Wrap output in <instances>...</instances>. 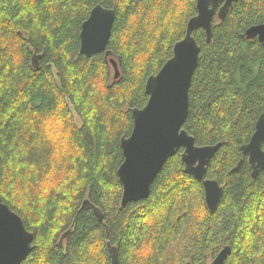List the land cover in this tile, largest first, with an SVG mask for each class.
Returning a JSON list of instances; mask_svg holds the SVG:
<instances>
[{"label":"trees","instance_id":"16d2710c","mask_svg":"<svg viewBox=\"0 0 264 264\" xmlns=\"http://www.w3.org/2000/svg\"><path fill=\"white\" fill-rule=\"evenodd\" d=\"M97 4L116 10L105 53H81ZM197 0H0V199L35 234L23 264H264V169L243 154L264 112V46L246 30L264 23V0H237L201 45L184 128L197 145L222 142L202 181L169 157L149 197L121 205V139L148 102L147 79L173 55ZM50 130V131H48ZM264 149V143H263ZM241 161L239 168L237 165Z\"/></svg>","mask_w":264,"mask_h":264},{"label":"water","instance_id":"95a60500","mask_svg":"<svg viewBox=\"0 0 264 264\" xmlns=\"http://www.w3.org/2000/svg\"><path fill=\"white\" fill-rule=\"evenodd\" d=\"M237 0H197V14L188 22L186 35L175 43L173 55L161 69L146 82L148 102L131 111L134 126L128 136L121 139L124 160L118 169L123 185L121 205L149 197L151 183L169 157L181 151L185 171L202 181L208 209L215 212L221 201L223 187L215 178L206 176L207 168L222 142L197 145L195 138L184 128L190 108V88L199 64L201 45L193 32L203 28L207 42L213 40L214 18L225 19ZM116 19V10L97 4L81 29V53L90 57L105 53L115 70V79L121 75L120 57L108 49ZM257 38L264 46V23L249 27L244 35ZM185 56L176 60L177 51ZM264 112L259 116L250 141L242 146L244 155L252 165V176L264 169ZM177 145H179L177 147ZM241 161L237 165L239 168ZM34 234L26 228L22 217L0 199V264H23L32 251ZM113 263L118 264V252L110 249ZM232 248L225 245L211 264H225ZM186 264H193L188 261Z\"/></svg>","mask_w":264,"mask_h":264},{"label":"snow or ice","instance_id":"6c2138e0","mask_svg":"<svg viewBox=\"0 0 264 264\" xmlns=\"http://www.w3.org/2000/svg\"><path fill=\"white\" fill-rule=\"evenodd\" d=\"M184 56H185V52H183L182 50H179V51H177V54H176V60L180 61L181 59H183ZM178 146L179 145H177V147Z\"/></svg>","mask_w":264,"mask_h":264},{"label":"rangeland","instance_id":"374dc122","mask_svg":"<svg viewBox=\"0 0 264 264\" xmlns=\"http://www.w3.org/2000/svg\"><path fill=\"white\" fill-rule=\"evenodd\" d=\"M48 131H50V130H48ZM123 196V195H122ZM121 201H122V199H121ZM16 212V211H15ZM17 213V212H16ZM21 216V215H20ZM23 219V218H22ZM24 221V220H23ZM25 224V223H24ZM26 226V225H25ZM27 228V227H26ZM28 229V228H27ZM28 231H30V232H32L33 234H34V232L32 231V230H30V229H28ZM34 237H35V234H34ZM33 242H34V238H33V241H32V247H33ZM215 258V257H214ZM213 258V259H214ZM212 259V260H213ZM211 264V263H210Z\"/></svg>","mask_w":264,"mask_h":264},{"label":"bare ground","instance_id":"6f19581e","mask_svg":"<svg viewBox=\"0 0 264 264\" xmlns=\"http://www.w3.org/2000/svg\"><path fill=\"white\" fill-rule=\"evenodd\" d=\"M110 65H111V64H110ZM195 71H196V70H195ZM194 73H195V72H194ZM159 173H160V172H159ZM159 173H158V174H159ZM157 176H158V175H157ZM157 176H156V177H157ZM156 177H155V178H156ZM154 180H155V179H154ZM154 180H153V182H154ZM153 182H152V183H153ZM152 183H151V186H152ZM121 184H122V183H121ZM150 194H151V193H150ZM149 196H150V195H149ZM143 199H144V198H143ZM140 200H141V199H140ZM131 202H132V201H131ZM225 262H226V261H225Z\"/></svg>","mask_w":264,"mask_h":264}]
</instances>
